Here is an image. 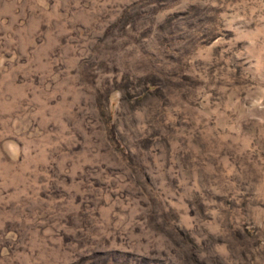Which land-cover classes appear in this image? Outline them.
<instances>
[{
  "label": "rangeland",
  "instance_id": "obj_1",
  "mask_svg": "<svg viewBox=\"0 0 264 264\" xmlns=\"http://www.w3.org/2000/svg\"><path fill=\"white\" fill-rule=\"evenodd\" d=\"M0 264H264V0H0Z\"/></svg>",
  "mask_w": 264,
  "mask_h": 264
}]
</instances>
